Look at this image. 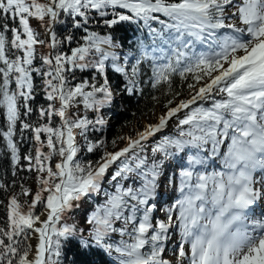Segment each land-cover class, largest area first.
<instances>
[{
    "label": "snow or ice",
    "instance_id": "6c2138e0",
    "mask_svg": "<svg viewBox=\"0 0 264 264\" xmlns=\"http://www.w3.org/2000/svg\"><path fill=\"white\" fill-rule=\"evenodd\" d=\"M0 264H264V0H0Z\"/></svg>",
    "mask_w": 264,
    "mask_h": 264
},
{
    "label": "trees",
    "instance_id": "16d2710c",
    "mask_svg": "<svg viewBox=\"0 0 264 264\" xmlns=\"http://www.w3.org/2000/svg\"><path fill=\"white\" fill-rule=\"evenodd\" d=\"M143 116H141V115H139L138 114V116L137 117H132L130 114L127 116V119H129V120H131L132 122H133V120L135 119V118H142ZM119 124L121 125V126H123V124H124V118H122L120 121H119ZM130 125V124H129ZM128 126V125H127ZM124 128V127H123ZM122 128V129H123ZM112 135H119V133H117V131H116V129L115 128H113L112 130H111V132L109 133V137L111 138V136Z\"/></svg>",
    "mask_w": 264,
    "mask_h": 264
},
{
    "label": "rangeland",
    "instance_id": "374dc122",
    "mask_svg": "<svg viewBox=\"0 0 264 264\" xmlns=\"http://www.w3.org/2000/svg\"><path fill=\"white\" fill-rule=\"evenodd\" d=\"M137 120H139L140 122H141V124L144 122V117H142V118H135L134 120H133V122L130 124V125H128L127 127H124L123 129H122V131L123 132H127V131H129V130H132V131H134L135 130V124H136V122H137ZM112 130V129H111ZM111 132V131H110ZM119 134H121V133H119Z\"/></svg>",
    "mask_w": 264,
    "mask_h": 264
}]
</instances>
